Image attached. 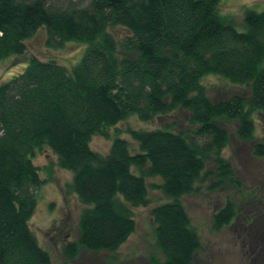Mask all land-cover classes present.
I'll return each mask as SVG.
<instances>
[{
    "label": "trees",
    "instance_id": "1",
    "mask_svg": "<svg viewBox=\"0 0 264 264\" xmlns=\"http://www.w3.org/2000/svg\"><path fill=\"white\" fill-rule=\"evenodd\" d=\"M219 2L0 0V62L23 55L40 29L48 48L86 45L70 70L30 57L20 74L0 84V264H51L30 228L36 192L47 182L33 157L44 148L71 173L68 192L83 207L78 240L62 248L67 260L79 248L114 253L123 246L135 231L132 210L152 203L146 179L158 178L151 188L168 201L150 211L163 258L152 263L191 264L201 242L181 197L199 194L209 178L213 192L239 184L222 156L228 137L217 121L236 122L238 139L254 142L252 154L264 157V135L255 137L254 120L264 115V10H247L238 31L219 13ZM116 26L129 32L121 49L130 58L116 54L108 33ZM207 75L248 93L211 100L201 84ZM177 109L188 114L202 145L166 127L130 129L139 151L130 153L118 123L129 116L148 123ZM94 136L112 141L108 154L91 150ZM207 156L213 174L205 169ZM237 210L225 200L212 213V230L228 227Z\"/></svg>",
    "mask_w": 264,
    "mask_h": 264
},
{
    "label": "rangeland",
    "instance_id": "2",
    "mask_svg": "<svg viewBox=\"0 0 264 264\" xmlns=\"http://www.w3.org/2000/svg\"><path fill=\"white\" fill-rule=\"evenodd\" d=\"M264 10V0H220L219 13L238 31L244 28L245 12ZM113 37L116 54L120 58H130L124 54L121 44L129 36L123 27H109ZM26 50L21 56H11L0 62V84L20 74L30 57L42 61L52 60L70 70L82 59L86 45L69 41L61 48L45 46V31L40 29L25 42ZM201 84L211 100L226 99L234 95H246L248 89L234 85L222 77L207 75ZM255 137L264 135V115L255 114ZM217 125L227 132V146L222 156L234 171L239 184L236 187L225 185L218 191H209L207 187L212 178L205 181L196 195H186L180 201L191 219L192 226L199 235L201 247L191 264H264V157L252 154L254 142H243L236 135V122L217 121ZM166 127L176 132H184L187 138L199 145L204 138L194 137L196 126L189 123L186 112L177 109L155 118L148 123L140 122L135 116H129L118 123L116 129L120 137L128 143L131 154H137L138 146L131 139L128 130H154ZM115 134V129L110 130ZM111 140L94 136L90 142L92 151L101 155L108 154ZM34 165L39 169L40 178L47 182L36 192L37 207L30 220L38 244L51 257V264H153L152 260L161 261L162 254L155 246L153 223L150 211L156 205L165 203L167 198L157 189L151 188L160 183L158 178H147L148 195L152 201L146 208L132 210L135 231L128 241L116 252H90L78 249L77 257L69 261L63 255V245L67 241L79 238L78 219L82 210L76 196L68 192L71 173L61 170L56 165V157L46 148L37 151L33 157ZM206 171H215L212 156L206 157ZM134 173H137L134 170ZM233 201L237 206V216L233 222L219 232L212 230V213L225 200Z\"/></svg>",
    "mask_w": 264,
    "mask_h": 264
}]
</instances>
